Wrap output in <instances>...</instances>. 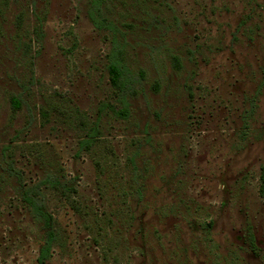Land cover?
<instances>
[{
	"label": "rangeland",
	"instance_id": "rangeland-1",
	"mask_svg": "<svg viewBox=\"0 0 264 264\" xmlns=\"http://www.w3.org/2000/svg\"><path fill=\"white\" fill-rule=\"evenodd\" d=\"M263 175L264 0H0V264H264Z\"/></svg>",
	"mask_w": 264,
	"mask_h": 264
},
{
	"label": "trees",
	"instance_id": "trees-1",
	"mask_svg": "<svg viewBox=\"0 0 264 264\" xmlns=\"http://www.w3.org/2000/svg\"><path fill=\"white\" fill-rule=\"evenodd\" d=\"M110 71V76H111V82L113 86L115 87H121L123 84V74H122V69L120 68V65L116 62H112L109 67ZM126 110H121L117 112V115L120 117H125L126 116ZM263 179V190H264V175L262 176ZM25 200L30 203L31 205L34 206L35 209L39 210L37 207V204L35 203V200H33L28 194H26ZM52 242H53V232H49V240L43 246L40 252V257L38 259L39 264H46V261L49 259L51 256L52 252Z\"/></svg>",
	"mask_w": 264,
	"mask_h": 264
}]
</instances>
